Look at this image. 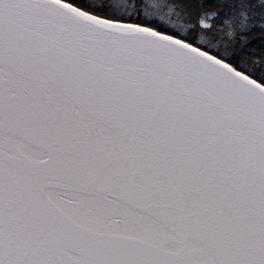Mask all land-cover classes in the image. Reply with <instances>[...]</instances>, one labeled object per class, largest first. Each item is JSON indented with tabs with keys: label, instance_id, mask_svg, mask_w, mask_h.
Masks as SVG:
<instances>
[{
	"label": "snow or ice",
	"instance_id": "snow-or-ice-1",
	"mask_svg": "<svg viewBox=\"0 0 264 264\" xmlns=\"http://www.w3.org/2000/svg\"><path fill=\"white\" fill-rule=\"evenodd\" d=\"M0 264H264V0H0Z\"/></svg>",
	"mask_w": 264,
	"mask_h": 264
}]
</instances>
